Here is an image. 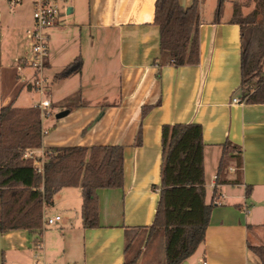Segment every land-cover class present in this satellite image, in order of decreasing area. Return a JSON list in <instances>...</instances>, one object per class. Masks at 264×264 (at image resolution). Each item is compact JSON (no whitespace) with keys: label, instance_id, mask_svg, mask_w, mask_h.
I'll use <instances>...</instances> for the list:
<instances>
[{"label":"crops","instance_id":"0c3cea01","mask_svg":"<svg viewBox=\"0 0 264 264\" xmlns=\"http://www.w3.org/2000/svg\"><path fill=\"white\" fill-rule=\"evenodd\" d=\"M178 1L184 9L194 3ZM201 1L200 62L183 67L158 65L157 0H73L67 5L65 15L72 16V25L52 33L50 63L40 76L50 96L58 98L66 83L71 90L67 97L78 94L80 101L64 110L69 111L65 118L43 121L47 134L35 156L41 158L54 148L123 147L124 186L98 191L96 229L83 227L81 188L61 190L55 204L43 212L45 218L61 217L57 227L46 226L41 235L22 230L0 234V264H124L127 231L154 223L160 201L162 128L177 124H198L203 129L206 202L216 204L196 264H261L250 248L264 246V105L241 99V28L231 22L233 11L223 10L216 21L217 0ZM31 26L24 30L27 36ZM27 55L15 59L18 78L36 90L39 74L28 66ZM77 59L83 62L81 73L56 81L59 86L52 92L50 78L54 81ZM98 82L106 86L111 82L104 89L111 91L98 96L93 90ZM40 96L39 104L45 100ZM9 105L14 104L6 97L0 110ZM140 133L142 144L137 146ZM227 143L241 153L242 175L235 182L236 161L230 159L222 178L225 184L217 186ZM158 238L148 244L143 238L146 245L138 264H165L166 252L153 250Z\"/></svg>","mask_w":264,"mask_h":264},{"label":"trees","instance_id":"16d2710c","mask_svg":"<svg viewBox=\"0 0 264 264\" xmlns=\"http://www.w3.org/2000/svg\"><path fill=\"white\" fill-rule=\"evenodd\" d=\"M201 3L194 0L190 8L184 9L178 0H157L155 24L161 37L160 67L199 64ZM223 4L224 0H220L216 21L222 17ZM231 22L241 28V99L246 104L264 105V0H256L255 9L247 16H243L240 4H235ZM82 69L83 62L77 59L57 74L55 80L78 75ZM42 123L41 111L35 107L21 109L9 105L0 110V234L22 230L41 235L44 208L53 203L61 190L77 187L82 190L83 227L98 228V191L124 186V148L48 149L41 169L35 160L25 156L42 148ZM141 144L142 133L137 146ZM240 154L230 143L223 147L217 186L225 184L222 178L230 159L236 161L235 182H240L243 170ZM159 190L160 201L153 225L127 231L124 264H138L144 245L154 238L165 239V264L188 262L204 244L216 204L214 200L210 204L206 202L205 144L200 125L163 126ZM250 249L264 264V246Z\"/></svg>","mask_w":264,"mask_h":264},{"label":"rangeland","instance_id":"374dc122","mask_svg":"<svg viewBox=\"0 0 264 264\" xmlns=\"http://www.w3.org/2000/svg\"><path fill=\"white\" fill-rule=\"evenodd\" d=\"M77 1V0H76ZM213 1V0H212ZM230 1V0H229ZM234 1L232 3L228 2V0H224L223 10H228L230 13L233 11L234 14V5L240 4L243 16L249 15L256 7V0H231ZM73 0H67V5H72ZM220 5V0H217V9ZM3 16L2 22L0 24V33L2 34L1 39V64H0V107L2 103L5 101L6 97H10L11 101L16 106H30L33 103L39 104L41 101V96L36 90L29 89L27 87V82L25 78L19 79V67L18 64H15V59H24L27 55V59L30 60L32 58V48H31V40L24 33L26 27L32 24V8H31V0H25L21 6H18L16 9L10 11L6 8L5 4L3 5ZM72 16H66L64 12H62L61 23L63 25L71 24ZM227 21V20H226ZM72 25V24H71ZM16 60V62H17ZM25 70L24 76L27 75ZM59 71V70H58ZM30 72V71H29ZM27 72V73H29ZM76 76V75H74ZM73 77V76H72ZM71 77V78H72ZM65 80V79H64ZM76 81V80H73ZM79 85V81H77ZM52 83L54 92L58 82L52 78L49 80V84ZM111 82L108 83V86ZM76 84V83H75ZM25 86V88H24ZM106 84L103 82L93 83V90L95 88L97 90L98 96H102L103 93L107 91H111L110 89L104 90ZM106 86V87H108ZM46 87V95L44 98L52 101L53 107L51 110L53 111V116L51 120L59 121L56 117L58 114L64 112L65 109L72 107L73 105H77L80 101V97L78 94L74 97H67L70 93V89L67 87L66 83L61 85V91L58 98L52 97L48 94V87ZM95 87V88H94ZM80 88V86H79ZM98 97L97 99H99ZM102 100V98H100ZM49 120V119H48ZM47 121V120H46ZM55 204V200H54ZM57 204V203H56ZM51 206H49L50 208ZM53 207V206H52ZM54 207H57L56 205ZM52 212H54L52 210ZM58 224L53 226H48V229H54ZM159 250L160 252H165V242L163 239L158 238L154 244L153 250ZM198 254V253H197ZM193 256L191 260H189V264H196L199 256ZM187 263V262H186Z\"/></svg>","mask_w":264,"mask_h":264},{"label":"built area","instance_id":"2783aa9c","mask_svg":"<svg viewBox=\"0 0 264 264\" xmlns=\"http://www.w3.org/2000/svg\"><path fill=\"white\" fill-rule=\"evenodd\" d=\"M25 0H0V5L5 4L10 10L16 9L21 6ZM32 6V26L27 31L29 39L31 40L32 58L26 60L28 66L32 68L39 76L36 78L34 87L44 97L46 95L45 80L42 76L45 69L49 66L51 58V35L54 31L61 29V16L62 12L65 14L68 12L67 0H31ZM3 14L0 9V23L2 22ZM234 103H239L237 98H234ZM35 108H38L42 114V122L46 119H50L53 114L51 112L52 102L49 99H45L38 104ZM47 132H44L46 135ZM36 161V165L39 168H43L46 161V152L39 158L35 156V152H28L25 156ZM61 220L60 216L54 218L44 217V227L55 225ZM201 264H207L202 262Z\"/></svg>","mask_w":264,"mask_h":264},{"label":"water","instance_id":"95a60500","mask_svg":"<svg viewBox=\"0 0 264 264\" xmlns=\"http://www.w3.org/2000/svg\"><path fill=\"white\" fill-rule=\"evenodd\" d=\"M68 114H69V111H64V112L58 114L56 118L58 120H61V119L65 118L66 116H68ZM184 264H187V263H184Z\"/></svg>","mask_w":264,"mask_h":264}]
</instances>
